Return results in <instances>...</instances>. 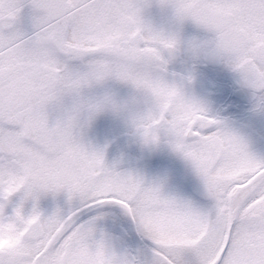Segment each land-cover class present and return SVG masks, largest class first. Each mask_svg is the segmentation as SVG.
I'll return each instance as SVG.
<instances>
[{
	"label": "snow or ice",
	"instance_id": "1",
	"mask_svg": "<svg viewBox=\"0 0 264 264\" xmlns=\"http://www.w3.org/2000/svg\"><path fill=\"white\" fill-rule=\"evenodd\" d=\"M0 0V264H264V155L186 94L169 71L183 49L225 64L264 110V0ZM193 25L199 38L184 40ZM117 81L141 94L129 120L147 149L183 159L202 202L163 180L109 165L87 133L125 104L94 90ZM64 197L52 211L47 197ZM131 218L146 244L100 230L103 210ZM95 213V214H94Z\"/></svg>",
	"mask_w": 264,
	"mask_h": 264
},
{
	"label": "flooded vegetation",
	"instance_id": "2",
	"mask_svg": "<svg viewBox=\"0 0 264 264\" xmlns=\"http://www.w3.org/2000/svg\"><path fill=\"white\" fill-rule=\"evenodd\" d=\"M152 4L148 10L149 19L159 27L168 28V13L157 6V0H152ZM200 36L199 31L192 29L188 24L182 30L184 40ZM169 71L178 75L191 73L192 82L185 89L186 94L200 101L213 117L219 118L244 137L253 153L264 155V110L256 106L252 91L242 86L237 74L221 62L197 59L183 47L169 65ZM106 93L127 106V110L121 114L110 111L101 113L88 130L87 136L93 141L91 144L105 149L108 153L106 162L109 165L115 164L120 170L139 172L149 180H163L168 193L194 202H202L192 195L188 187V184L197 177L186 162L169 148L164 145L155 147L154 149L158 151L164 149L163 155L157 160H144L145 148L134 136L129 117L133 113L145 110L146 99L129 86L117 81H108L94 90L96 95ZM126 157L129 161L138 163L121 166V160ZM57 204L61 206L64 204L63 196L55 199L47 197L43 199L41 207L46 211H52ZM98 227L119 247L130 250L146 247L131 218L119 208H105Z\"/></svg>",
	"mask_w": 264,
	"mask_h": 264
},
{
	"label": "water",
	"instance_id": "3",
	"mask_svg": "<svg viewBox=\"0 0 264 264\" xmlns=\"http://www.w3.org/2000/svg\"><path fill=\"white\" fill-rule=\"evenodd\" d=\"M188 25L192 29L197 30L193 25H191V24H188ZM163 152H164V149L162 151H158V150H156L154 148H152V149L145 148L144 153H143V156H145V159L144 160L145 161L157 160V159H159L163 155ZM107 157H108V153H106L105 158L107 159ZM121 161H122V163L120 164L121 166H132V165H135V164L138 163V161L137 162H131V161H129L127 157L126 158H123ZM188 187H189L190 192L192 193V195L196 199H198L200 201L203 200V197H202V187L200 185V182H199L198 178L195 179V180H192L188 184Z\"/></svg>",
	"mask_w": 264,
	"mask_h": 264
},
{
	"label": "rangeland",
	"instance_id": "4",
	"mask_svg": "<svg viewBox=\"0 0 264 264\" xmlns=\"http://www.w3.org/2000/svg\"><path fill=\"white\" fill-rule=\"evenodd\" d=\"M88 137V136H87ZM88 140L93 143L92 139L90 140V138H88ZM41 204H43V200L41 201Z\"/></svg>",
	"mask_w": 264,
	"mask_h": 264
}]
</instances>
